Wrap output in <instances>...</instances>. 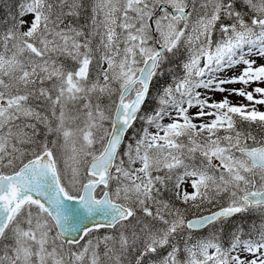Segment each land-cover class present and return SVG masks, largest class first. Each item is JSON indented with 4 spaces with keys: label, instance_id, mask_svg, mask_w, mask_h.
Segmentation results:
<instances>
[{
    "label": "snow or ice",
    "instance_id": "6c2138e0",
    "mask_svg": "<svg viewBox=\"0 0 264 264\" xmlns=\"http://www.w3.org/2000/svg\"><path fill=\"white\" fill-rule=\"evenodd\" d=\"M12 6L0 264H264V0Z\"/></svg>",
    "mask_w": 264,
    "mask_h": 264
},
{
    "label": "trees",
    "instance_id": "16d2710c",
    "mask_svg": "<svg viewBox=\"0 0 264 264\" xmlns=\"http://www.w3.org/2000/svg\"><path fill=\"white\" fill-rule=\"evenodd\" d=\"M15 0H0V19L2 20L5 15L9 12L15 11V7L12 6L14 4ZM4 5V6H3ZM254 133H256L257 135H259V133L256 131V129H253Z\"/></svg>",
    "mask_w": 264,
    "mask_h": 264
},
{
    "label": "rangeland",
    "instance_id": "374dc122",
    "mask_svg": "<svg viewBox=\"0 0 264 264\" xmlns=\"http://www.w3.org/2000/svg\"><path fill=\"white\" fill-rule=\"evenodd\" d=\"M1 16V13H0ZM27 19H31V17H27ZM1 20V19H0ZM232 87V86H230ZM234 87H241L240 85H235ZM223 97L220 94H217L214 99L216 100H221ZM229 99L233 102V103H247V101H245L243 98L241 97H237V96H231L229 97ZM260 108L261 111H264V106H258ZM193 111H195V109H193Z\"/></svg>",
    "mask_w": 264,
    "mask_h": 264
},
{
    "label": "bare ground",
    "instance_id": "6f19581e",
    "mask_svg": "<svg viewBox=\"0 0 264 264\" xmlns=\"http://www.w3.org/2000/svg\"><path fill=\"white\" fill-rule=\"evenodd\" d=\"M4 6V5H3Z\"/></svg>",
    "mask_w": 264,
    "mask_h": 264
}]
</instances>
